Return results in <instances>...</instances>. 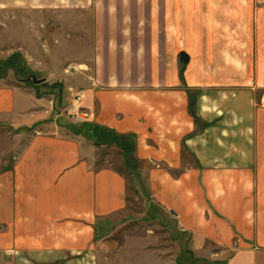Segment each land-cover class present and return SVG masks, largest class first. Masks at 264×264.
I'll use <instances>...</instances> for the list:
<instances>
[{"label": "crops", "instance_id": "1", "mask_svg": "<svg viewBox=\"0 0 264 264\" xmlns=\"http://www.w3.org/2000/svg\"><path fill=\"white\" fill-rule=\"evenodd\" d=\"M186 1L184 16L190 18H245L242 8L247 5L254 7L255 18H264V0ZM168 5V17L183 16L182 0H168ZM261 19L256 34L264 33ZM262 71L257 61L255 79ZM16 95L0 81V116L30 113L34 120L45 118L43 104L38 103L42 109H23ZM82 96L83 107L94 116L89 123L95 130L133 138L132 155L145 174L136 175L125 163L131 157L121 147L129 143L118 145L114 139L115 149L122 150V165L113 157L102 165L98 148L106 143L62 136L65 129L56 123L37 126L12 168L0 173L1 252L41 257L87 252L127 210L130 175L146 177L152 201L173 219L174 232L179 239L187 238L191 252L226 259L225 264H260L264 106L244 109L247 101H235L239 109H213L207 93L206 105L211 107L193 109L205 122L199 134L181 91L111 89ZM208 248L216 253L211 250L206 256Z\"/></svg>", "mask_w": 264, "mask_h": 264}, {"label": "rangeland", "instance_id": "2", "mask_svg": "<svg viewBox=\"0 0 264 264\" xmlns=\"http://www.w3.org/2000/svg\"><path fill=\"white\" fill-rule=\"evenodd\" d=\"M186 4L182 0L183 16L174 18L167 16L168 0H0V81L23 109H42L40 103L49 112L43 120L30 113L0 116V173L12 168L37 126L56 123L65 129L62 136L106 143L98 145L102 165L112 157L122 165L114 139L129 143L121 147L131 157L125 163L145 174L132 155L131 136L115 138L89 123L94 116L82 105L86 91H181L199 134L205 122L193 109L211 107L207 93L213 109H239L235 101H247L244 109L264 106V33L256 34L261 18L253 16L254 7L242 8L245 18H190ZM257 61L263 71L255 79ZM31 76L45 82L35 84ZM78 96L87 114L80 123L65 115ZM127 181V210L87 252L41 257L0 251V264H225L198 256L187 238L177 237L173 219L152 201L145 176L128 175Z\"/></svg>", "mask_w": 264, "mask_h": 264}, {"label": "built area", "instance_id": "3", "mask_svg": "<svg viewBox=\"0 0 264 264\" xmlns=\"http://www.w3.org/2000/svg\"><path fill=\"white\" fill-rule=\"evenodd\" d=\"M81 97L78 96L77 99L74 100L72 105H70L66 110H65V115L67 117H70L73 121L80 123L84 122L86 120L87 114L84 113V111H81Z\"/></svg>", "mask_w": 264, "mask_h": 264}, {"label": "water", "instance_id": "4", "mask_svg": "<svg viewBox=\"0 0 264 264\" xmlns=\"http://www.w3.org/2000/svg\"><path fill=\"white\" fill-rule=\"evenodd\" d=\"M30 79H32V81L35 83V84H41V83H44L45 80L42 79V80H38L36 76H31Z\"/></svg>", "mask_w": 264, "mask_h": 264}]
</instances>
